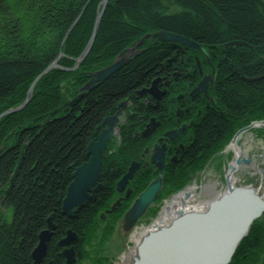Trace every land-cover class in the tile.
Wrapping results in <instances>:
<instances>
[{"label":"trees","instance_id":"1","mask_svg":"<svg viewBox=\"0 0 264 264\" xmlns=\"http://www.w3.org/2000/svg\"><path fill=\"white\" fill-rule=\"evenodd\" d=\"M97 4V0H0V113L22 103V93L55 60L69 67L68 60L77 58L87 44ZM105 8L81 71L46 72L24 109L0 120V205L12 213L7 221L0 212V264H37L31 252L48 219L55 229L38 264H68L58 246L68 231L77 237L73 250L78 262L100 253L91 242L96 236L107 239L127 208L122 198L111 206L112 193L128 166L141 161L146 145L139 136L145 129L142 118H168L172 106L178 108L189 99L201 78L194 70V50L146 39L137 56L77 100L89 74L83 70L110 65L143 36L166 31L195 40L210 52L209 63L198 52L203 70L215 71L214 102L225 116L216 109L201 112V122L186 133L194 139L174 165L178 170L213 153L233 133L238 115L259 112L264 118V0H108ZM233 43L241 46L228 50ZM155 78H166L175 92L151 106L136 94ZM180 92L184 98H174ZM124 100L128 101L124 112L132 111L133 118L117 128V136L104 150L103 189L94 203L68 217L61 207L73 173L88 160L87 146L97 139L103 120L113 116ZM263 229L262 223L251 226L230 264H244L240 258L244 250L261 247Z\"/></svg>","mask_w":264,"mask_h":264},{"label":"rangeland","instance_id":"2","mask_svg":"<svg viewBox=\"0 0 264 264\" xmlns=\"http://www.w3.org/2000/svg\"><path fill=\"white\" fill-rule=\"evenodd\" d=\"M97 2H98V4H97L96 9H97V13H99L102 10L103 0H97ZM107 3H108V1H107ZM96 16H97V14H96ZM95 19H96V17L94 18V20ZM95 22H96V20L92 24L91 34L89 35V37L87 39L86 46L83 48V50L81 52H79L80 54L77 56V58H75V59L70 58V60H68L67 64L69 65V67L59 65L58 59H57V60H55V62L50 64V65L54 64V66H55V68H52L50 71L59 70V71L64 72V73H67L68 71L73 72V73H75L76 71H81L79 69V67H80L82 61L88 55L81 62H79L78 60L82 56L83 51L87 48V46L89 44V40H90L91 35L93 33V27L95 25ZM143 37H145V36H143ZM146 39H150V38H145V40ZM188 39L193 41L194 46H196L198 49L192 48L190 46L186 47L180 43H177L176 45L172 44L170 42H165V43L171 44L174 49H176V48L179 49V48L184 46L186 49L194 50L195 53L192 55L193 59L196 61V63H195L196 69H194V70L197 71L199 73V75H202V77L207 76V78H209L211 81H213L212 75H213V72L215 73V71H213V69H212V71H210V72H205V70H203L204 66H202V63L200 62V60L197 59L198 52H201L202 54L205 55L204 57H206L207 62L209 63L210 62V59H209L210 52H208V50H206L205 48H202L201 46H199L195 40H192L190 38H188ZM145 40H144V42H145ZM150 40H156V39L153 38ZM140 41H141V39H140ZM144 42H143V44H144ZM158 42H160V41H158ZM138 43L133 44L128 49H125L120 55L116 56L114 58V60L110 63V65H108V66H105V67L100 68V69H98L99 67L95 68V66H94L95 69L91 70L89 72L86 70H83L85 73H89V74H88V78H86L87 82L84 83L83 85H81V87L79 88V91H78L79 96L77 97V100H79V97H81L82 95H85L88 92H90V90L94 89L97 84H99L100 82L111 77V75L113 73L119 71L121 68L118 69L117 71L113 72L106 79H103L100 81L97 80L96 76L94 75L95 73H99L100 70L107 69V68L111 67V65L117 61H121L123 59L131 57L132 55H134L136 53H139V51H137V49H138V47L141 48L143 46V44L138 46ZM162 43H164V42H162ZM240 46H241L240 44L237 45V43H233L229 46H226V48L228 50H233L235 48H239ZM89 50H88V52H89ZM183 52L184 51H182V53ZM190 55H191V53H190ZM190 55H187V56L190 57ZM182 57H185V56L183 55ZM192 69H190V70H192ZM211 73H212V75H211ZM42 76H40V78L37 81H35V82L33 81L34 84L31 87V90L29 88L33 82L28 86L27 90H25V92L22 93L23 97L21 99L24 100L22 103H20L17 106H13V108L3 110V112L0 113V120L5 116L14 115V113L21 112L24 109V107L30 102V99H31V97L34 93V90H35L34 89L35 85L42 78ZM155 79H157V78H155ZM160 79L161 78H158V82L160 81ZM154 82H155V80H153L151 82L152 84L147 88L152 89L154 87L153 86ZM158 82H156L157 84H155V89H153L154 91H156L159 87L158 84L160 82L159 83ZM68 86H69V84H68ZM173 86L174 85H172L170 81L166 80V83H164V85H163V89H159L160 91H162L160 94L164 95L163 98L167 97L168 95H172L175 92L174 89H172ZM147 88H145V89H147ZM178 89L181 90L182 87L177 88V90ZM62 91L65 92L66 94H68V92H69V90L66 92V87H63ZM192 93L193 92L190 91V95H192ZM184 94H185L184 92H180L177 95H175L174 98L178 99V97L184 96ZM136 95H137V99L144 100L146 97L145 95H148V94H146L144 90H141ZM207 96H210V98L214 99V101H215V96L213 95V93H211V95L207 94ZM156 97H158V96H156ZM159 98H156V99H159ZM145 103L148 105V103L146 101H145ZM122 104H123V106H125V108L128 107V101L127 100H124ZM19 107L20 108L22 107V109L19 111L17 110L11 114H5L7 111H14V110L18 109ZM117 107H118L117 111L113 114V116L105 118V119H110V121H111V119H113L111 121V123H113V129H114V127H115V129L119 128L120 126L123 127L124 125H126V123L128 121H131V119L133 118V116H132L133 112L132 111L129 112V115H126L124 110H123V107H120V105ZM177 110H178L177 107L172 106V110L168 113L171 120L172 119L175 120L177 118V116H179V113ZM199 111H201V108ZM191 112H192V114H195V112H193L192 110L190 111V114H191ZM192 114H191V117L193 118L192 125L198 124L199 122H201V119L199 122H197V119L195 117H193ZM258 114H259V112L256 114L247 113V114H245V116L237 117L238 120H235V124L231 130V131H233V133L230 134V136L228 137V139L226 141H224L222 144H220L218 146V148L215 149V151H213V153L203 155V157H201V159H199L198 163L192 165V167H185L184 166L181 169V171L178 170L176 168V166H174L176 163L170 162L169 163L171 165V168H170V165L168 164V160H169L168 157H170L171 154L173 155V153H172V151H170V153H167L169 151V148H168L169 144L167 142L168 138L161 137L162 134H165V135L169 134V133H167L168 129L173 128V127H179L180 125L178 126V124H176V125L172 126V124L170 123L171 125L168 126V125L164 124V121H161V119H159L158 117L152 119L154 121L152 123H151V121L150 122L148 121L146 123V128L144 129L145 133L139 135L146 143V145H144V147L142 149L143 151L140 154V159H142L143 162L141 163V165H139L136 168V170L134 171L135 173L132 176V178L127 179V182H126L127 184L125 185V187L123 189H121V191H118L117 187H116L115 193L114 192L112 193L113 200L114 199L115 200L114 201L112 200L113 201V202L111 201L112 205H111V203H110V205L114 207L117 204V202L119 203V200L123 199V201H124L123 206H126L127 208H125L122 211V213H120L118 220L114 222L113 231H112L111 235L107 236V239L103 240V239H100V238H102L101 236L100 237L96 236V238L93 239V242H91L90 245L92 246V249H94V251L98 250L100 253L92 252V253H90V257H86L85 260H83V261L81 260L80 262H78L77 257H76V258H74V260H75L74 263L75 264H130L132 261L131 258L135 255V253H133L132 255H129V250L131 248H134L138 244V242H136V240L138 239V238H136L137 235H139L140 232L143 233V231L145 229L150 228L153 221L157 220L159 218V216L161 217L160 214H161L163 207L166 206V204H168L174 196L181 194L183 190L187 189V190L192 191L191 200H189L191 207L203 206V205H205V201L216 199V197L218 195H221L224 192H226V190H225L226 189V187H225L226 181H227L226 178H228L229 180L233 178V187L238 186V187L254 188L255 191L257 192L258 196L260 197L261 194L264 193V133H260L259 127L261 129H263L262 126H264V124H261L258 122H261V121L264 122V118ZM201 115L202 114H199V118H202ZM151 117H153V116H151ZM261 117H262V119H259ZM163 118L164 117H162V119ZM142 119L145 120L143 122H146L147 118H142ZM104 120H103V124H104ZM114 120H117L116 124H115ZM104 125L107 126L106 124H104ZM250 125H254L255 127L250 129L249 131H246L245 133H243L237 140H235L234 143H232V139L235 136V133L238 130L245 128V126H250ZM181 127L183 128V126H181ZM188 128L190 129V128H192V126L190 125V127H188ZM115 129H114V135L109 139V142H110V140L114 139V137L117 136L118 129H117V132ZM97 130H102V128L100 127ZM187 132H189L188 129L187 130H181L180 133L176 132L177 134H175V135L171 134V137H175V139H179V140L176 144L174 143V141H170V144L178 146L181 142L183 146L185 144L188 145V147L186 148V150H187L189 148V145L191 144V142L194 139V136H192V134H190V133L187 136V134H186ZM99 133H100V131H99ZM185 137H189V139L187 140V143H185V141H183V138H185ZM161 140H162V142H161ZM109 142L106 143V147H107V144ZM154 146H156V148H154ZM177 146H175V147L177 148ZM164 153L166 154L165 155L166 161L163 159L164 161H163V167L161 170L162 172L160 173V171L158 170L159 166L156 163L159 162L158 159H159L160 155H163ZM237 160H240L239 165L236 164ZM245 160H247V163L244 162ZM134 163L135 162H132L128 166L126 173H127L128 169L131 167V165ZM172 166H174V168ZM229 166H232L235 169L231 171ZM175 169H177V170H175ZM125 175L126 174H124V176ZM160 176H161V182L162 183H161V186L159 188V191L157 192L158 194H157L156 198L153 200L152 203H150V207L147 209L146 213L144 215H142V217H140V219L132 226V228L129 230V232H123V230L119 227V222L124 217L123 215L128 211L132 202L139 197L140 193L145 191L149 187V185ZM164 180H166L167 182L165 183ZM184 180L186 182H184ZM182 182H184V183L181 185ZM100 184H101V182H100ZM130 185H131V188H130ZM102 189H103V186L100 190H102ZM115 194H117V195H115ZM95 199H96V197H95ZM94 202H95V200L93 202L89 201V202L84 203V205L88 204V203H94ZM111 209H113V208H111ZM0 212L5 217V219L7 221L10 220L11 214H12L10 209L2 208L0 205ZM261 223L264 227V212L260 215V217L258 219L254 220V222H253V224H259V225H261ZM262 231L264 232V229ZM249 234L250 233L248 231V235ZM262 238H264V235L262 236ZM260 243H261V247L259 249H251V250L245 249L244 250L245 253H244V251L242 252L244 254L240 255V258H242V261L244 260L243 261L244 264H264V239ZM239 247H240V245L238 246V248Z\"/></svg>","mask_w":264,"mask_h":264},{"label":"water","instance_id":"3","mask_svg":"<svg viewBox=\"0 0 264 264\" xmlns=\"http://www.w3.org/2000/svg\"><path fill=\"white\" fill-rule=\"evenodd\" d=\"M107 1L103 0L102 10L97 13L89 44L79 58V62L88 55V50L93 44L100 17L105 10ZM145 38H155L160 42H170L175 45L180 43L186 47L190 46L198 49L194 46L193 41L188 38L166 31L146 35L138 43V46L143 44ZM137 54L139 53L117 61L111 67L100 70L99 73L94 75L99 81L106 79L113 72L129 63ZM52 68H55L54 64L49 65L41 75L34 79V82ZM34 82L31 84L30 90ZM200 86L202 87L200 84L192 92L198 91ZM22 107L14 111H7L5 114L19 111ZM111 121L110 119L104 120V124L108 127L103 129L98 138L87 146L88 160L73 173V180L66 191L61 207L62 213L68 217H72L74 209L82 208L86 202H93L95 200L94 194L102 188L99 183L102 179L101 160L103 159V150L106 148V143L114 135ZM258 123L264 124V122ZM253 127L254 125H250L238 130L232 139V143L242 133ZM172 134L175 135L177 133L174 132ZM163 157V155H160L159 162L156 163L159 166L158 170L160 173L163 167ZM244 162L247 163V160ZM236 164L239 165L240 160H237ZM138 166V163L131 165L126 175L117 183L118 191L125 187L127 179L132 178ZM229 168L231 171L235 169L232 166H229ZM226 179V192L211 200L212 202L209 203L204 213H178L173 218V221L165 224L167 226L162 225V228L159 227L144 234L139 244L135 246L136 251L132 257L131 264H229L240 242L248 235L254 220L258 219L264 212V193L259 197L254 188L233 187L229 179ZM161 183L160 176L132 202L130 208L119 222V227L123 232H129L132 226L142 217L150 203L156 198ZM54 229L55 226L49 220L47 229L43 230L39 235V244L31 252L35 263H41L45 258L47 243L52 237V230ZM75 242L76 236L68 232L60 246L74 245ZM63 256L66 258V263L75 264L72 249L65 250Z\"/></svg>","mask_w":264,"mask_h":264},{"label":"flooded vegetation","instance_id":"4","mask_svg":"<svg viewBox=\"0 0 264 264\" xmlns=\"http://www.w3.org/2000/svg\"><path fill=\"white\" fill-rule=\"evenodd\" d=\"M159 82H158L159 83L158 84L159 85L158 89L156 91H154L152 93V95H149V94L145 95L146 96L145 97V101L148 103V105L152 106L151 103L156 102L158 100H161L164 97V95L160 94L162 91H160L159 89H163V85H164V83H166V78H164L162 81H159ZM214 83H215V80H214V77H213V82L208 83V86H207V89H206L207 94L211 95V93H213L212 87H213ZM197 85L198 84H196L192 89H194ZM213 95L215 96V94H213ZM156 96H158V97H156ZM156 98H159V99H156ZM203 102L205 103V105H202ZM179 104L180 105L178 106V110H177L178 113H179V116H177V118L175 120H173V119L171 120V118L169 116H168V118L164 117L162 119V118H160V116L157 115V116H153L152 118L146 120V122L144 124V126L146 128V123L148 121L149 122L151 121V123H152V122H154L152 119L158 117L159 119H161V121H164V124H166V125H171V124L172 125L178 124V126L180 125L179 127H173V128L168 129L167 130V133H169L168 134L169 136L167 135L168 137H166L165 134H162V136H161V137L168 138L167 142L169 144V147H168L169 151L167 153H170V151H172V153H173V155L171 154V156L168 157V159H169L168 160V164L170 162L178 164L181 161V158L183 156L184 151L188 147V145H186V144L183 146L181 142H180V144L178 146L177 145H171L170 141H174L175 144L178 142L179 139H175V137H171V134L173 132L179 130V128H182L181 126H183L182 130H187V129L189 130L188 127H190V125L192 127L194 126V125H192L193 118L191 117L192 112L190 114L191 110L193 112H195V114H192V115H193V117H195L197 119V122H199L200 119H201V118H199V114H201L202 111H204L206 113L207 111L211 112V111H215V109H216V112L220 113L221 116H225V113L222 112L216 106V102H214V99H211L210 96L205 95V93L203 91H201V90L200 91H195L194 93H192V95H191V97L189 99L186 98L185 102L182 103V101H181ZM200 108H201V111H199ZM129 112H131V111H129ZM247 113L248 112H246L245 114H247ZM245 114L238 115L237 117L245 116ZM261 130L264 131V129H260V131ZM161 142H162V140H161ZM175 146H177V148ZM154 148H156V146H154ZM165 155L166 154L164 153V157H163L164 160H165ZM138 162L141 164L143 161L141 159V161H138Z\"/></svg>","mask_w":264,"mask_h":264},{"label":"bare ground","instance_id":"5","mask_svg":"<svg viewBox=\"0 0 264 264\" xmlns=\"http://www.w3.org/2000/svg\"><path fill=\"white\" fill-rule=\"evenodd\" d=\"M143 133H145V130L140 132V134H143ZM229 181H230L231 186H233V178L230 179ZM191 193H192L191 190L186 189V190H183L181 194L174 196L172 198V200L168 204H166V206L163 207L161 214H160L161 217L159 216V218L157 220L153 221L150 228L145 229L143 231V233L140 232V234L137 235L136 238H138V239L136 240V242H138V244H139V242L142 239L141 237L144 236V234H146L147 232H151V231H153L159 227L162 228V225L167 226L165 224H167L170 221H173V218H175L178 215V213H182V214L183 213H194V212L195 213H204L207 206L212 201L211 200L205 201V205H203V206L191 207L190 202H189V200H191V196H192ZM130 250H129V255H132L133 253H135L136 248L134 247V248H131ZM131 260H132V258H131Z\"/></svg>","mask_w":264,"mask_h":264}]
</instances>
